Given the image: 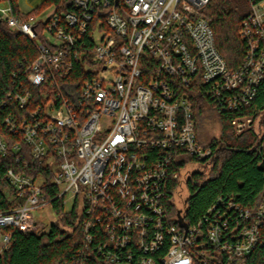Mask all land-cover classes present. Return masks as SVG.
Returning a JSON list of instances; mask_svg holds the SVG:
<instances>
[{
    "label": "built area",
    "instance_id": "obj_1",
    "mask_svg": "<svg viewBox=\"0 0 264 264\" xmlns=\"http://www.w3.org/2000/svg\"><path fill=\"white\" fill-rule=\"evenodd\" d=\"M246 1L239 29L246 48L235 69L199 13L209 0H71L68 11L52 5L45 15L48 37L36 43L27 73L32 86L44 84L50 95L41 91L43 104L4 121L21 134L12 149L23 165L42 164L59 188L56 197L64 206L72 198L82 216L83 250L61 264H90L84 256L95 251L93 264H246L264 245V198L253 209L218 198L192 225L167 213L169 199L182 209L174 196L189 175L187 165L212 153L197 141L190 100L197 90L186 87L198 76L200 92L214 105L237 110L254 98L264 77V0ZM6 2L0 18L36 39L34 17L20 19ZM74 63L83 72L80 86L66 94L64 79ZM11 96L20 108L32 99L21 85ZM249 123L233 118L235 136ZM7 150L0 136V156ZM181 150L193 161L171 171L172 156ZM5 178L23 201L0 212V254L13 230H40L31 210L49 203L41 176L9 168ZM168 179L179 180L176 189L166 187Z\"/></svg>",
    "mask_w": 264,
    "mask_h": 264
},
{
    "label": "trees",
    "instance_id": "obj_2",
    "mask_svg": "<svg viewBox=\"0 0 264 264\" xmlns=\"http://www.w3.org/2000/svg\"><path fill=\"white\" fill-rule=\"evenodd\" d=\"M7 1L13 13L20 19L34 17L38 12L39 7L27 14L20 13L16 0ZM70 1L44 0L42 5H51V7L57 5L68 11L74 8ZM244 1L248 5L247 1ZM241 8V0H209L199 12L212 29L215 46L230 69H235L241 63L246 48L245 42L239 36L240 25L246 15L241 13ZM34 28L37 38L29 39L20 31L10 29L0 18V136L6 142L8 149L4 156H0V212L12 209L23 201L5 178L6 170L11 168L44 179L42 189L55 215V220L47 231L13 230L9 247L0 254V264H61L73 257H79L78 252L83 250L84 246L81 231L82 216L78 209L75 205L70 210L65 209L62 197H56L59 188L51 183L50 173L42 164L23 165L20 154L14 153L12 149L15 141L22 142L21 134L11 132L4 121L7 116L14 118L24 116L30 108L43 104L41 91H47L50 95L46 85L35 87L27 80L29 67L37 56L36 43L41 41L46 28V18L35 20ZM83 39L90 45L87 36ZM82 73L81 65L74 63L71 72L64 79L66 94L74 90L77 92ZM19 85L32 93V99L24 108L18 107L11 96ZM193 86L196 87L197 93L192 94L190 100L197 141L204 147H211L212 153L208 160L204 161L206 164L204 171L190 172L183 181L188 193L183 208L179 210L170 199L167 200L169 218L176 222V217L180 218L181 215L188 225L202 219L207 209L216 203L218 198L223 201L231 199L241 206L252 209L264 198V77L257 86L254 98L249 104L237 110L226 108L221 110L214 105L208 96L200 92L202 84L198 76L192 85L186 87V90ZM207 111L215 112L220 124V133L217 137L204 141L200 139L202 135L199 127ZM237 117H248L250 123L238 136H235L231 120ZM256 121L258 128L255 126ZM156 152L149 149L150 156L155 155ZM182 152L181 150L180 153L172 156L169 168L171 171H178L185 163L193 161L191 156ZM17 156H19L18 161H16ZM23 157L27 159L26 153ZM179 183L178 179H168L166 187L174 190ZM231 223L233 224V220ZM94 234L96 236L92 247L97 245V233ZM96 257L97 251L93 256H84V260L93 264ZM245 261L246 264H264V245L258 244L246 256ZM194 264L204 263L196 260Z\"/></svg>",
    "mask_w": 264,
    "mask_h": 264
},
{
    "label": "rangeland",
    "instance_id": "obj_3",
    "mask_svg": "<svg viewBox=\"0 0 264 264\" xmlns=\"http://www.w3.org/2000/svg\"><path fill=\"white\" fill-rule=\"evenodd\" d=\"M43 2L44 0H16L18 9L21 11V13L24 14H27L33 11L34 9H36L37 7H39L38 12L34 14L35 20L38 19L44 20L45 15L49 13L52 9L51 5H42ZM241 4H242L241 13H246L248 11V5L244 0H241ZM44 35L48 37L46 33H44ZM256 123L257 121L255 122V126L256 128H258ZM199 130L202 135L200 139L204 141H207L219 135L220 124L215 112L213 111L205 112ZM205 168H206V164L204 162L193 161L187 165L185 170L186 173L189 174L190 172L193 171H204ZM187 195H188L187 189L184 185H182L181 189H179V193L175 194L174 196V201L179 208H183V202L184 199H186ZM72 206H73V199L72 198L67 199L66 204L64 206L65 209L69 210ZM31 215L34 218V220L38 223V229L43 231H47L49 229L50 224L55 220V215L49 204L31 210Z\"/></svg>",
    "mask_w": 264,
    "mask_h": 264
},
{
    "label": "crops",
    "instance_id": "obj_4",
    "mask_svg": "<svg viewBox=\"0 0 264 264\" xmlns=\"http://www.w3.org/2000/svg\"><path fill=\"white\" fill-rule=\"evenodd\" d=\"M0 2H1V3H0V6H4V5H6V3H7L6 0H0ZM19 12L21 13L20 10H19Z\"/></svg>",
    "mask_w": 264,
    "mask_h": 264
}]
</instances>
